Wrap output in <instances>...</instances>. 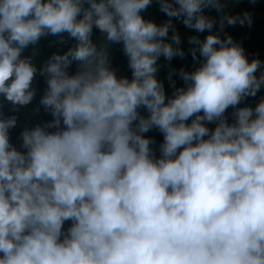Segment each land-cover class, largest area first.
Wrapping results in <instances>:
<instances>
[{
    "label": "clouds",
    "instance_id": "9594fccd",
    "mask_svg": "<svg viewBox=\"0 0 264 264\" xmlns=\"http://www.w3.org/2000/svg\"><path fill=\"white\" fill-rule=\"evenodd\" d=\"M225 8L0 0V98L47 112L0 113V264H264V54L225 31L247 39L255 15ZM172 18L207 34L166 95L157 61L186 55Z\"/></svg>",
    "mask_w": 264,
    "mask_h": 264
},
{
    "label": "trees",
    "instance_id": "16d2710c",
    "mask_svg": "<svg viewBox=\"0 0 264 264\" xmlns=\"http://www.w3.org/2000/svg\"><path fill=\"white\" fill-rule=\"evenodd\" d=\"M225 3H226L225 11L229 12L230 14H240L247 11L249 13L254 14L256 17V25L251 30L247 39H245L243 29L237 27L236 25H232V26L225 25V31L233 37L234 41L239 42L242 45V47L245 49V54L248 57H254L257 55L264 54V0H225ZM203 11L208 16L215 17L217 15L215 9L206 8ZM166 19H168L166 15L163 12L159 11L154 14L153 21L159 24ZM172 19L176 30L181 36L180 46L185 51L186 55L183 58L174 57L170 62L165 61L163 56H161L157 61V63L160 65L157 72V79L163 82L166 95H169L172 91V89L169 87V82L167 80V74L169 72V69L170 68L179 69L180 67H184L185 70L191 71L194 66V62L192 60L191 54L190 52H188V49L192 47V45L188 43V37L192 35H196L200 39H203L204 36L207 34V30H205L204 32L197 33L194 29L186 28L181 22L177 21L175 18ZM212 31L213 32L216 31L215 25ZM169 35H171V31ZM43 40L44 37L41 38L39 42ZM31 47L32 46H29V48L25 50V54H30ZM38 56H39V51L36 45V54L34 56V60L38 58ZM173 80L175 81L177 87L183 85V81L175 74L173 75ZM39 98H40V94L38 96L36 95L33 101L29 105L20 107L14 113L11 111V104L9 102L3 101L2 98H0V113H3V115L5 116L16 115L19 125L22 124L21 119H29V118H31L32 122H34L35 124L38 123L40 124L39 120L41 121L42 117L46 116L47 112H45L42 106L39 105L38 103ZM245 104L251 106V102L249 98L243 101L239 106H244ZM231 110L232 109L229 108L227 111L230 113ZM19 125L17 124L13 129L9 130L10 141L17 147H19L20 144V136H19L20 130L22 131L25 127L28 128L32 127V125L27 121L23 125L21 126ZM212 126L213 125H209V127ZM66 226H67V222L65 224V227Z\"/></svg>",
    "mask_w": 264,
    "mask_h": 264
}]
</instances>
